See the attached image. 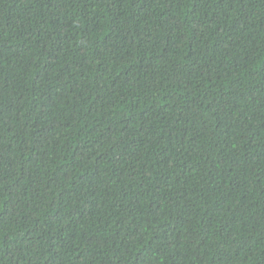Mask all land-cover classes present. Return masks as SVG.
Segmentation results:
<instances>
[{"label":"trees","instance_id":"16d2710c","mask_svg":"<svg viewBox=\"0 0 264 264\" xmlns=\"http://www.w3.org/2000/svg\"><path fill=\"white\" fill-rule=\"evenodd\" d=\"M0 264H264V0H0Z\"/></svg>","mask_w":264,"mask_h":264}]
</instances>
